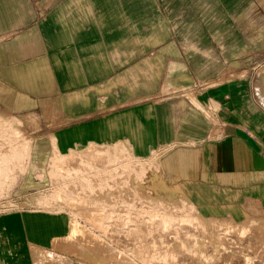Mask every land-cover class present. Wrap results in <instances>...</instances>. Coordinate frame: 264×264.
I'll list each match as a JSON object with an SVG mask.
<instances>
[{"label":"crops","instance_id":"crops-1","mask_svg":"<svg viewBox=\"0 0 264 264\" xmlns=\"http://www.w3.org/2000/svg\"><path fill=\"white\" fill-rule=\"evenodd\" d=\"M246 1L0 0V110L45 126L31 146L35 178L53 164L101 182L100 165L116 175L127 156L209 188L224 205L263 210V31L238 27ZM254 7L259 21V0ZM113 209L32 213L118 228ZM20 218L0 220V264H37L39 240L22 236Z\"/></svg>","mask_w":264,"mask_h":264},{"label":"rangeland","instance_id":"rangeland-1","mask_svg":"<svg viewBox=\"0 0 264 264\" xmlns=\"http://www.w3.org/2000/svg\"><path fill=\"white\" fill-rule=\"evenodd\" d=\"M257 1H246L243 9L246 15L240 19L241 22L236 23L244 29L262 28L260 44L263 47L264 0H259V21L254 19L252 13ZM262 73L264 75V70ZM260 97L264 103L262 90ZM6 119L13 121L15 130L7 126L6 133L0 137V158H4V153H9L8 150H13L0 163V220H12L17 215L18 218L21 217L23 226H27L29 215L35 214L32 211L41 206L37 199H45L48 205L61 207L73 206L71 203L77 199L83 201L82 197L88 199L86 201H89V205L100 204L97 202L100 198L101 205L117 209L119 216L118 228L77 229L75 219H70L59 211L53 217H68L69 226L76 225L74 230L78 232L74 238L69 237L71 234L68 233V226L62 229L59 236L48 235L47 239L45 237L44 240H39L36 252L43 253L36 255L37 264H264V235L258 233L261 230L264 232V228L260 230L255 223L240 244L229 241L232 237L228 232H219V229H215V232L212 230V234L215 233L216 236L210 239L219 241L216 246L210 242L204 244L207 239L201 238V233H197L198 226L208 223L206 217L212 215L221 219L230 213L240 224H249L251 221L264 224V209L253 206L255 202L224 205L209 188L175 182L165 176L152 160L127 156L118 159L116 175L113 170L111 175L110 164L100 165L104 177L101 182L84 181L83 170L76 172V177L82 175V179L73 180L76 173L68 175L66 168L53 164L41 166V178L37 180L35 177L39 176V172L36 175L37 166L31 165L30 152L33 140L43 135L45 126L37 116L29 112L13 115L0 110V120ZM23 140L29 141L27 147H21ZM85 156L82 153L80 157L84 159ZM77 167L81 168L80 165ZM112 168L115 172V167ZM86 184L89 187H85ZM99 194L100 196L95 197ZM109 217L104 219L110 221ZM21 232L22 236L31 235V229L26 227ZM101 241L104 245L101 244L99 248L97 244ZM165 248L172 251L166 253ZM215 248L218 249V254H215ZM195 249L202 251L195 252L198 251Z\"/></svg>","mask_w":264,"mask_h":264},{"label":"bare ground","instance_id":"bare-ground-1","mask_svg":"<svg viewBox=\"0 0 264 264\" xmlns=\"http://www.w3.org/2000/svg\"><path fill=\"white\" fill-rule=\"evenodd\" d=\"M13 121L11 120H0V137L1 135L5 134L6 131H7V126L10 127V129H14L15 130V126L12 124ZM21 147H27V145L29 144V141L27 142L24 140L21 142ZM28 149V148H26ZM12 151L13 150H8L9 153H4L5 154V157L8 158L9 155L12 154ZM15 156V155H14ZM0 158V163L4 162L6 160V158ZM70 173V172H69ZM135 192V191H134ZM46 196V195H45ZM48 196V195H47ZM83 201H79L78 199L76 200V202H72L71 204L76 205H86L88 204L89 201H86L88 200L86 198V200L84 199V197H82ZM47 200H42V199H37V202L38 204H41L43 206L45 205H48L47 203H45ZM98 203H102L101 199L98 198L97 200ZM162 203L166 205V202L162 200ZM68 204H70V201L68 202ZM159 205V203H158ZM169 205V203H168ZM86 207V206H85ZM87 209V208H86ZM115 210V209H114ZM85 211V210H84ZM87 211V210H86ZM85 211V212H86ZM115 214V213H114ZM117 215V214H116ZM115 217V216H114ZM119 217V216H117ZM45 217L44 216H41L40 214H32V215H29V217L27 218L28 220L26 221L27 222V226H29L28 228L31 229V237H30V240H44L45 237L46 239L48 238V235L50 236H59L62 231L63 228H67L69 226V222H70V219L68 217H52L51 219H44ZM116 218V217H115ZM199 218H197L198 220ZM206 221L208 223H204L200 226H198V229H197V233L200 234L201 233V238L203 239H209L208 241H204L203 243L204 244H207L208 242L210 243H214V245L216 246L217 243L219 242L218 240L216 241H210L211 237H215V233L212 234V230L215 232V229H219L218 231L219 232H222V231H226L228 232V234L232 237L229 239V241H232L233 243L234 242H237V243H241L242 242V239L244 240L246 235L249 234L252 230V227L255 226V225H258L257 227L261 230L262 227L264 228V224H259L257 221H251L249 224H246V223H243V224H240V221L235 219L233 216L229 215V216H226V217H223L221 219H217L216 217H213V216H210L209 218L206 217ZM201 222L203 223V221L201 220ZM255 223V225H254ZM67 224V225H66ZM177 227V226H176ZM179 227V225H178ZM196 227V226H195ZM76 230V225L72 224L69 226V229H68V233L71 234L69 237L71 238H74L75 237V234L76 232L78 231H75ZM78 229V228H77ZM180 229V228H179ZM222 230V231H221ZM85 231V230H83ZM177 232V231H176ZM224 233V232H223ZM260 235H264V232L261 230L260 232H258ZM73 234V236H72ZM79 234H81L79 232ZM183 234V233H182ZM186 234V233H185ZM144 236V235H143ZM180 236V235H178ZM188 236V235H187ZM184 238V237H183ZM218 238V236H217ZM144 241V240H143ZM179 241V240H177ZM146 242V241H145ZM144 242V243H145ZM184 242V240L182 241ZM216 242V243H215ZM143 243V242H142ZM143 243V244H144ZM147 243V242H146ZM178 243V242H177ZM192 243V242H191ZM247 243V241H246ZM101 244L104 245L101 241V243H98L97 246L99 248H101ZM147 245V244H146ZM133 246V245H132ZM184 247V246H183ZM134 248V247H133ZM133 248H131L133 250ZM130 249V248H129ZM216 249V248H215ZM166 250V248H165ZM195 250H198V251H195V252H199V251H202L200 249H195ZM86 252L88 251L89 252V249H86L85 250ZM170 252L172 250H166V253L167 252ZM42 252V251H40ZM130 252V250H129ZM143 252V251H141ZM43 253V252H42ZM204 253V251H203ZM218 254V249L215 250V254ZM206 254V252H205ZM49 256L52 257V254L51 253H48ZM208 255V254H207Z\"/></svg>","mask_w":264,"mask_h":264}]
</instances>
